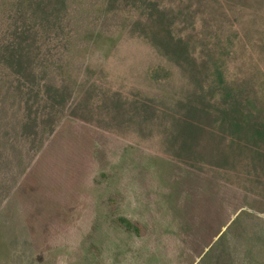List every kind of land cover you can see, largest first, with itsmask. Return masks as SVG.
<instances>
[{
    "label": "rangeland",
    "instance_id": "1",
    "mask_svg": "<svg viewBox=\"0 0 264 264\" xmlns=\"http://www.w3.org/2000/svg\"><path fill=\"white\" fill-rule=\"evenodd\" d=\"M261 123L264 0H0V264H264Z\"/></svg>",
    "mask_w": 264,
    "mask_h": 264
},
{
    "label": "trees",
    "instance_id": "2",
    "mask_svg": "<svg viewBox=\"0 0 264 264\" xmlns=\"http://www.w3.org/2000/svg\"><path fill=\"white\" fill-rule=\"evenodd\" d=\"M223 114L226 115L227 118H230L231 122L234 125L239 124L238 117L244 118L243 114L238 111L236 108L230 110V111H224ZM246 118V117H245ZM235 119V121H233ZM257 139H264V124H258L255 127H253V133H252Z\"/></svg>",
    "mask_w": 264,
    "mask_h": 264
}]
</instances>
